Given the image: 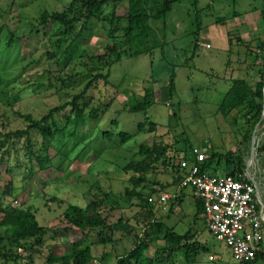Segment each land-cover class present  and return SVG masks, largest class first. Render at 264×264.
Returning a JSON list of instances; mask_svg holds the SVG:
<instances>
[{
  "label": "rangeland",
  "instance_id": "1",
  "mask_svg": "<svg viewBox=\"0 0 264 264\" xmlns=\"http://www.w3.org/2000/svg\"><path fill=\"white\" fill-rule=\"evenodd\" d=\"M71 1L0 0V91H6L11 98L5 100L0 92L2 135L26 127L20 114L41 118L52 108L73 102L93 74L109 73L108 81L94 83L78 100L88 121L77 129L76 139L62 149H50V169L42 171L37 161L29 162L23 149L24 139L18 143L13 137L0 135L6 145L15 141L18 147V151L16 147L11 149L8 160L1 157L0 151V208L7 210L27 201L40 223L51 229L45 237L51 249L42 250L38 263L46 264L49 251L65 254L71 250L72 242L80 244L87 238L97 258L92 264H100L101 259L114 262L134 248L136 235L142 231L129 229L140 227L137 219L141 201L130 198L127 190H148L130 183L136 173L125 168L147 159L139 152L142 145L168 146L170 155L184 149L186 141L193 147L209 148L222 155L239 152L245 167L251 166L249 170L257 178L264 200V151H258L264 145V125L257 124L263 115L259 119L247 105L229 114L220 111L236 79L254 84L257 76L264 74V0H197L195 6L194 0H174L167 24L159 22L155 27L160 37L164 33L168 37L166 44L135 57L128 56L125 37L129 0H109L85 28L83 22L71 31L60 24L40 25L42 13H62ZM197 21L202 26L199 34ZM12 35L18 41L7 52L5 48L9 47ZM113 47L115 51L105 55ZM117 53L122 55L121 61L111 70L105 68ZM102 67L105 69L99 71ZM174 74L175 94L170 97L169 81ZM16 96L17 101L10 104L9 100ZM150 99L153 103L147 114L125 109L132 103L147 105ZM92 114L95 116L90 118ZM72 115L73 107L69 105L57 117L64 121ZM113 129L117 130L115 135L105 134L113 133ZM120 132L131 138L123 142ZM247 134L255 136L254 155L253 138L247 144L249 148L244 141ZM34 137L40 146V134L34 132ZM225 161L224 157L217 174L228 173ZM148 176L163 186L169 185L152 197L158 198L162 193L178 195L181 191L170 168L155 167ZM9 182L13 184L12 196H3ZM174 197L166 205L150 203L158 219L180 234L191 230L208 248L196 264H238L229 247L205 226L193 191L182 189L180 204L173 201ZM91 201L99 202V213L109 224L123 219L129 228L125 225L116 228L114 234L109 233L112 241L107 244L100 242L98 232L85 238L69 222L68 205H86ZM173 202V212L167 216V206ZM2 217L0 213V221ZM55 240L61 243L59 247Z\"/></svg>",
  "mask_w": 264,
  "mask_h": 264
},
{
  "label": "trees",
  "instance_id": "2",
  "mask_svg": "<svg viewBox=\"0 0 264 264\" xmlns=\"http://www.w3.org/2000/svg\"><path fill=\"white\" fill-rule=\"evenodd\" d=\"M20 2L22 0H19ZM109 0H72L71 5L64 12L45 11L40 17V25L47 27L53 24H60L68 31H71L80 22H83V28L87 26L92 17L97 16L102 12V9L107 5ZM193 5H197V0H194ZM174 0H129V12L127 15L128 25L126 27V39L129 44V57H135L144 53H152L153 50L163 47L167 42V36L164 33L162 37L157 34V23L161 22L163 25L167 24L166 19L169 13L173 11ZM198 11V10H197ZM198 14V12H196ZM264 20V9L262 10ZM198 18V17H197ZM224 23V19L221 20ZM197 34L202 30L201 22L197 21ZM163 38V39H162ZM199 39V37L197 38ZM18 41L14 35L11 36L8 45L5 48L7 52ZM116 48V47H115ZM114 47L107 50L108 53H113ZM106 56H99L104 58ZM122 55L116 54L113 60H108L105 68H111L121 61ZM100 68L99 71L105 69ZM97 67H95V70ZM6 72V70H4ZM88 73V72H86ZM77 75H85L77 74ZM92 80L85 86L80 95L75 96V100L71 103L52 108L48 114L41 118H37L32 114H20L26 122V127L4 133L0 135L4 137H13L18 143L24 139L23 149L26 151L25 155L30 163L37 161L40 170L46 171L53 165V159L50 157V149H62L69 141L77 138V129L81 124L88 121L84 109L77 103L79 99L83 98L92 88L93 84L101 79L108 81L109 73H96L92 75ZM8 85V84H7ZM254 85V86H253ZM168 91L170 97L175 94V74L171 76L169 81ZM3 93L5 100L11 99L6 91ZM17 96L13 97L10 104L17 101ZM264 74L257 76L254 84L248 83L244 79H236L232 88L226 93L224 100L220 106V111L224 114H229L231 111L247 105L255 111V115L260 117L264 112ZM153 100H149L147 105L140 103L128 104L125 109L131 113L142 112L147 114L148 108L152 105ZM69 105L73 107V115L66 117L64 121H60L57 117L61 111ZM175 114V113H174ZM95 115H91L90 118ZM263 124L264 120H258L257 124ZM113 124L117 127L119 123L114 120ZM116 127V128H117ZM143 126L140 124V129ZM34 132L40 134L42 142L35 140ZM116 129L113 133L105 132L109 136L115 135ZM115 133V134H114ZM123 142L131 138V135L123 132L119 133ZM253 135L247 134L245 143H250ZM19 140V141H18ZM14 141L6 145V141L0 139V151H2V158H11V149L17 147ZM38 144V146H37ZM244 144V142H243ZM247 145V148L249 146ZM37 148V149H36ZM165 146L142 145L140 154L146 156L145 161L132 163L127 166L126 170H132L136 174L131 176L130 183L135 187H146L148 192L137 191V188L130 191L127 190L130 198H136L141 201L138 215V223L140 227L131 226L130 232L140 228L141 233L136 235L137 241L133 249L122 255L118 260L111 262L109 260L101 259L100 264H196L202 252L208 248L195 238L194 233L188 230L184 234H180L174 227L164 223L156 216L153 204L150 203L149 198L157 194L160 189L168 188L169 185L163 186L158 180L149 178V174L154 171V168L162 166L164 170H171L173 174V181L179 186L180 183V162L182 159L193 160L191 151L193 146L186 141L185 148L177 150V154L170 155L169 150ZM206 154V160L202 164V168L212 174H217L218 168L222 165V160L226 158L225 165L228 174L237 176L239 173L245 171V163L242 156L238 153L234 155H222L214 153L212 149H202ZM259 152L264 151V145L258 148ZM182 152V153H180ZM32 168V167H31ZM180 175V176H179ZM13 193V184L9 182L2 192L3 196L11 197ZM173 199L174 202L181 203L182 189L177 193ZM198 201V213L203 215V203L195 197ZM167 206V216L173 212L172 205ZM101 205L98 201H91L86 205H77L70 203L68 205V220L73 225V228L81 230L85 238L89 237L93 232H98L101 239L100 242L107 244L112 241L109 233H115L116 228H121L129 224L123 219H120L117 224H109L108 221L99 213ZM3 217L0 221V264L5 261L6 264L17 262L18 260H26L27 264H39L37 256L42 254V250L50 248L46 243L45 237L51 234V229L40 223L36 211L33 207L22 202L20 206L11 207L10 209H1ZM197 220V216L195 218ZM53 237V236H52ZM85 239L82 243L72 242L71 250L65 254H57L54 251H49L45 257L46 264H92L97 258L94 256L90 243ZM162 241V243H160ZM56 242V247L60 246V242ZM51 249V248H50ZM54 249V248H53ZM25 254V256H24ZM106 258V257H105ZM238 264H264V246L263 250L258 252L256 258L250 262Z\"/></svg>",
  "mask_w": 264,
  "mask_h": 264
},
{
  "label": "built area",
  "instance_id": "3",
  "mask_svg": "<svg viewBox=\"0 0 264 264\" xmlns=\"http://www.w3.org/2000/svg\"><path fill=\"white\" fill-rule=\"evenodd\" d=\"M191 154L193 160L180 162L179 189H191L202 201L205 226L238 262L254 260L264 246V200L251 166L237 176L212 174L202 168L206 154L201 148L194 147ZM174 196L162 193L150 202L166 205Z\"/></svg>",
  "mask_w": 264,
  "mask_h": 264
},
{
  "label": "water",
  "instance_id": "4",
  "mask_svg": "<svg viewBox=\"0 0 264 264\" xmlns=\"http://www.w3.org/2000/svg\"><path fill=\"white\" fill-rule=\"evenodd\" d=\"M264 120V114L263 117L261 119V121ZM255 137V136H254ZM253 137V143H252V147H253V155H254V150H255V146H256V139Z\"/></svg>",
  "mask_w": 264,
  "mask_h": 264
}]
</instances>
